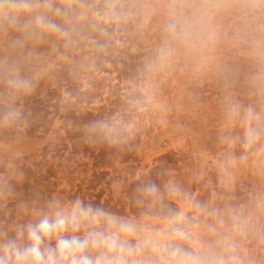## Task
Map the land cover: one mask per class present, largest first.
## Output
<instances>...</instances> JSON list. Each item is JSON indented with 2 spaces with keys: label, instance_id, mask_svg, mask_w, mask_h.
Listing matches in <instances>:
<instances>
[{
  "label": "clouds",
  "instance_id": "9594fccd",
  "mask_svg": "<svg viewBox=\"0 0 264 264\" xmlns=\"http://www.w3.org/2000/svg\"><path fill=\"white\" fill-rule=\"evenodd\" d=\"M150 28L159 42L145 60L146 79L178 64L204 70L225 42L254 66L248 103L230 91L239 76L231 70L217 162L233 183L239 162L264 164V0H0V131H15L18 141L27 122L20 102L47 73L39 46L59 58L82 53L78 67H86L122 36ZM151 102L133 96L130 108L142 113ZM139 128L136 115H117L89 122L83 134L122 147ZM18 155L0 142V264H264V188L243 203L222 195L204 201L167 172L160 182L146 178L136 186L134 213L53 194L17 201L13 215L8 205L23 176Z\"/></svg>",
  "mask_w": 264,
  "mask_h": 264
},
{
  "label": "rangeland",
  "instance_id": "374dc122",
  "mask_svg": "<svg viewBox=\"0 0 264 264\" xmlns=\"http://www.w3.org/2000/svg\"><path fill=\"white\" fill-rule=\"evenodd\" d=\"M158 42V30L150 28L130 35L125 45L128 53L138 55L144 66ZM117 45L122 46L121 41ZM37 52L47 73L38 79L35 91L20 103L24 108L32 98L47 99L53 91L52 103H58L64 111L73 103L66 78L72 77L85 90V78L96 75L88 74L95 69L93 61L78 67L82 53L59 58L48 45L39 46ZM62 68L69 71L67 76L58 73ZM232 69H238L239 76L230 91L243 102H250L254 98L249 94L247 76L255 70L254 66L227 42L217 50L216 62L204 70L194 71L178 64L151 79L142 75L134 87L142 96H150L152 102L136 115L140 128L130 141V158L111 165L95 166L94 158L83 153V145H77L70 126L53 114L48 116L54 121L47 129L33 133L27 132V121L18 141L15 131H0V142L18 148L17 164L23 169L22 178L15 184L16 198L8 205L10 211L15 214L17 201H43L57 194L66 198L80 196L118 213L130 214L136 212V186L146 178L160 182L167 172L201 200L209 201L217 195L234 204L249 200L264 188V164L256 158L239 162L233 183L231 178L223 177L217 162V154L223 150L218 143L222 102L229 90L226 83ZM94 102L96 106L100 104L98 99ZM235 152L240 154L239 146ZM0 219L4 217L0 215Z\"/></svg>",
  "mask_w": 264,
  "mask_h": 264
},
{
  "label": "trees",
  "instance_id": "16d2710c",
  "mask_svg": "<svg viewBox=\"0 0 264 264\" xmlns=\"http://www.w3.org/2000/svg\"><path fill=\"white\" fill-rule=\"evenodd\" d=\"M128 39L130 35L122 36L119 39L122 46L117 45V40L106 54L92 59L95 69L88 74L96 72V75L85 78L88 84L85 90H81V84L72 77L66 78L67 92L73 103L66 106L64 111H61L58 103H52L50 97L53 91L48 94L47 99L32 98L26 103L24 109L29 123L27 132L47 129L54 121L53 117L48 116L53 114L70 126L69 132H74L77 145H83V153L94 158L95 166L111 165L116 160L129 159L133 151L130 149V142L122 147H113L102 142H89L83 134V128L91 121L114 115H139L131 110L130 102L133 96L142 97L134 86L142 80L143 62L138 59V55L128 53L129 48L125 45ZM68 72L66 68L58 71L62 77L67 76ZM113 73L114 77L111 76ZM96 99L100 103L98 106L94 102ZM50 109L53 110L52 113Z\"/></svg>",
  "mask_w": 264,
  "mask_h": 264
}]
</instances>
